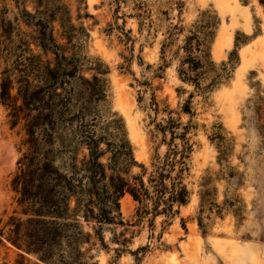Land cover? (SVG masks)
Segmentation results:
<instances>
[{"label": "rangeland", "instance_id": "374dc122", "mask_svg": "<svg viewBox=\"0 0 264 264\" xmlns=\"http://www.w3.org/2000/svg\"><path fill=\"white\" fill-rule=\"evenodd\" d=\"M23 6L49 18L56 42L76 71L67 105L68 113L78 117L73 128L95 120L97 133L106 134L110 121L121 120L135 162L148 171L171 146L181 144L180 135L192 148L184 176L187 204L174 207L178 211L170 216L139 218L137 203L123 196L124 226L103 225L97 231L96 224L79 221L90 235L80 246L82 261L264 264V10L259 1L23 0ZM18 8L12 0H0L8 19ZM201 26L213 36L194 53L203 63L197 89L178 71L187 38L192 33L204 38ZM20 30L29 32L24 25ZM3 68L1 60L0 73ZM94 76L99 80L95 93L101 89L102 97L81 84V78ZM9 114L0 102V230L5 234L9 218L20 216L12 179L29 150L25 120L12 126ZM69 131L58 122L54 160L70 171V159L79 166L87 150L68 137ZM37 133L47 149L42 129ZM140 173L135 166L129 175ZM19 255L24 264H43L0 239V264H16Z\"/></svg>", "mask_w": 264, "mask_h": 264}, {"label": "trees", "instance_id": "16d2710c", "mask_svg": "<svg viewBox=\"0 0 264 264\" xmlns=\"http://www.w3.org/2000/svg\"><path fill=\"white\" fill-rule=\"evenodd\" d=\"M12 1L17 8L22 5L13 19L7 18L6 10L0 11V61L4 64L0 73V102L10 109L12 126L25 120L29 150L18 161V173L12 179L19 196L20 216L9 218L8 232L0 230V239L5 238L17 250L37 257L43 264H86L80 246L89 241L90 235L81 231L79 221L96 224L97 231L103 225L124 226L119 200L125 195L137 203L139 218L176 214L174 207L186 205L189 199L184 176L189 171L187 161L192 148L185 134L180 135L181 144L171 146L148 171L135 162L121 120L110 121L106 134L97 133L95 120L73 128L78 117L68 113L67 105L72 93L70 80L75 78L76 71L56 42L49 18L41 12L27 11L23 0ZM258 1L264 10V0ZM21 25L29 32H21ZM200 28L205 31L204 38L200 40L197 33L187 38L183 47L186 56L178 71L183 82L193 83L197 89L203 63L194 53L202 52L213 36L208 27ZM207 66L214 65L209 62ZM217 81L216 78L212 83ZM98 83L96 76L92 80L81 78V84L91 94ZM15 86L16 96H12ZM95 95L102 97L101 89ZM58 122L70 126L68 137L79 140L87 150L79 166L76 158L70 159V171L59 169L54 160ZM41 129L47 149L37 137ZM170 129L174 141V127ZM104 157L106 163L101 162ZM135 166L141 173L130 176V169ZM24 261V256L19 255L16 264Z\"/></svg>", "mask_w": 264, "mask_h": 264}]
</instances>
